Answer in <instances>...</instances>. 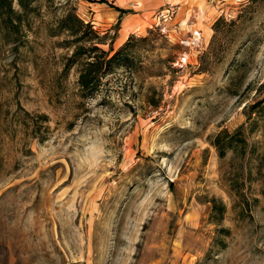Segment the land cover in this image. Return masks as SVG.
I'll use <instances>...</instances> for the list:
<instances>
[{
	"label": "rangeland",
	"instance_id": "rangeland-1",
	"mask_svg": "<svg viewBox=\"0 0 264 264\" xmlns=\"http://www.w3.org/2000/svg\"><path fill=\"white\" fill-rule=\"evenodd\" d=\"M9 1L0 264H264V0ZM67 12L134 36L93 96Z\"/></svg>",
	"mask_w": 264,
	"mask_h": 264
},
{
	"label": "trees",
	"instance_id": "trees-1",
	"mask_svg": "<svg viewBox=\"0 0 264 264\" xmlns=\"http://www.w3.org/2000/svg\"><path fill=\"white\" fill-rule=\"evenodd\" d=\"M11 7L9 0H0V14L6 12ZM60 20L59 26L63 30H69V32L75 35L74 39L76 42L73 53L69 56L67 64L76 62L82 57L80 67L78 69L77 85L79 93L82 96H93L103 88L107 79H103L114 71L117 65L129 64L134 61L133 55L130 52V40L132 37L129 35L124 43L118 48L110 52L105 50L97 42L100 41V36L97 32L91 28L87 23H84L83 19L76 15L74 12H67ZM88 27V28H86ZM89 30V31H88ZM254 106V105H252ZM45 117V114H43ZM242 129L238 127L236 133H241ZM233 135V134H231ZM231 138L227 144L219 143V136H216L214 143L221 145L220 153L224 151L225 146H229ZM241 140L243 138L241 137Z\"/></svg>",
	"mask_w": 264,
	"mask_h": 264
}]
</instances>
